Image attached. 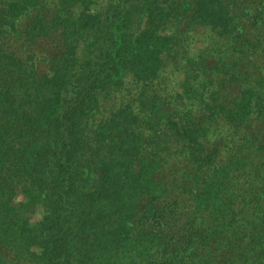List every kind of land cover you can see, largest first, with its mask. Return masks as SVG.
Returning <instances> with one entry per match:
<instances>
[{
    "label": "trees",
    "instance_id": "trees-1",
    "mask_svg": "<svg viewBox=\"0 0 264 264\" xmlns=\"http://www.w3.org/2000/svg\"><path fill=\"white\" fill-rule=\"evenodd\" d=\"M196 26L212 43L180 91L255 120L230 154L156 90ZM254 56L255 97L232 103ZM0 264H264V0H0Z\"/></svg>",
    "mask_w": 264,
    "mask_h": 264
},
{
    "label": "rangeland",
    "instance_id": "rangeland-1",
    "mask_svg": "<svg viewBox=\"0 0 264 264\" xmlns=\"http://www.w3.org/2000/svg\"><path fill=\"white\" fill-rule=\"evenodd\" d=\"M258 1V0H255ZM167 32V31H166ZM194 34H195V41L188 47V51L185 54V57L182 55L175 56L172 62L166 61V66L164 69V73L162 74V79L158 81L156 85V90L163 89L161 93H164V97L170 94H178L176 105H179L180 102H188V106L193 108V105H196L197 108H195V113L197 114V120L202 124L204 127V133H208L211 140L215 139L217 142L220 143L221 149L223 153L230 154L231 152L235 151L236 144H238L242 139L245 137L247 132L250 130L251 126H254L253 123H255V120L251 121L250 123H245L242 119V123L245 124L244 127H233V125H226L222 122L220 117L215 118H204V116L208 113L204 110L203 102H201L202 99H195L192 95V93L184 94L182 91H180L181 84H184L186 80V75H188V71H192L193 74H196L194 72L195 65L197 62L201 60L202 57H205L209 53V48L212 43V34L205 26H196L194 28ZM226 49V48H225ZM227 50V49H226ZM186 57L193 59L192 64L188 63L185 59ZM242 59L241 63L238 64L237 68H239V71H248L247 68H251L253 65H255L256 59L255 56L248 60ZM244 61V62H243ZM181 64L182 70L179 73H176L175 65ZM247 64V65H246ZM180 65V66H181ZM246 65V66H245ZM258 69V68H257ZM251 69L248 71L247 74H245L246 79L244 77H239V80L235 82H230V86L223 92L227 98H232L231 102L233 103V98L236 96H248L249 94H252V98L255 97V87L252 89L251 86H254V80L252 78V75L255 73H252ZM211 68L206 67L204 69L200 70V77L198 78V84L197 86H210L215 85L212 81H208L207 77L211 73ZM259 72V70H255ZM192 74V75H193ZM217 78H220L222 76L215 75ZM125 83H127L122 89L123 95H133V93L138 92V89L142 86L136 85L133 80L130 77H127L125 80ZM165 88V91H164ZM177 88V89H176ZM176 89V90H175ZM159 95L158 93H156ZM205 94L211 95L212 90L209 89L208 92H205ZM207 101H211L212 97H209L206 99ZM186 104V103H185ZM108 106V105H107ZM217 121V122H216ZM253 122V123H252ZM153 124V123H152ZM152 126V125H151ZM253 130V129H252ZM210 133H209V132ZM152 132L148 125H146L145 129L143 130V134H147ZM147 137V135H144ZM180 163L178 160L173 159L168 166L163 167L161 169L160 173L167 176V181L170 182L171 187V198H177L180 201L181 210L185 208V205L189 202V197L185 195L178 194L176 190V183L174 182V179L178 178L175 175H179V172L174 167L179 165ZM169 197V198H170ZM37 211V210H36ZM40 217V210L37 211L34 214L30 215V221L34 222ZM172 223L178 222L180 223V220L177 221H171Z\"/></svg>",
    "mask_w": 264,
    "mask_h": 264
}]
</instances>
